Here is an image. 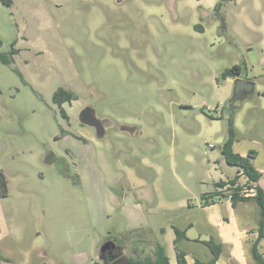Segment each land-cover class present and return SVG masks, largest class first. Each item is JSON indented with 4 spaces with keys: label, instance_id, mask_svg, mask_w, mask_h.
I'll return each instance as SVG.
<instances>
[{
    "label": "rangeland",
    "instance_id": "obj_1",
    "mask_svg": "<svg viewBox=\"0 0 264 264\" xmlns=\"http://www.w3.org/2000/svg\"><path fill=\"white\" fill-rule=\"evenodd\" d=\"M0 38L19 51L0 61V264H103L107 241L178 264L191 222L178 249L208 260L201 201L237 172L220 150L231 110L235 150L264 168V0H0ZM236 78L256 92L232 102ZM59 87L77 99L59 107Z\"/></svg>",
    "mask_w": 264,
    "mask_h": 264
},
{
    "label": "trees",
    "instance_id": "obj_2",
    "mask_svg": "<svg viewBox=\"0 0 264 264\" xmlns=\"http://www.w3.org/2000/svg\"><path fill=\"white\" fill-rule=\"evenodd\" d=\"M4 4L10 6L11 0H1ZM219 6V5H218ZM218 6H216L218 8ZM3 41L0 38V46H2ZM19 51L12 45L11 49L7 52H0V61L5 65H11L15 60V54ZM20 77L22 78L21 72L16 69ZM242 71V66L239 64L233 65L232 67L226 68L222 74V79L226 80L228 78H235ZM77 99L74 92L66 90L63 87H59L53 94V102L62 107L65 102H72ZM63 111V110H62ZM65 115V114H64ZM237 140V131L234 124V112L231 110L230 117L228 119V131L226 138L221 145V153L224 161L229 166L237 168V172L233 177L227 180H221L215 183V190L203 195L204 203L209 204L215 201L216 198L222 196L231 199L232 204L236 205L239 201H254L260 209V225L259 234L257 239L251 246V255L254 259V263L264 264V257L259 251V243L262 238H264V190L258 184L259 179L262 176L261 171H259L254 160L256 157V151L250 150L246 155H241L233 149V144ZM241 175L247 177L245 184H239V178ZM254 188L255 194L253 196H245L243 189ZM8 194V180L4 173L0 172V196L5 197ZM210 199V200H209ZM176 233V238L174 240L177 249V261L178 264H187L186 256L187 252L178 249V243L182 240H187V229H181L178 227L174 228ZM204 244L209 248L211 252V257L208 260H203L198 257L194 258L195 264H218L219 258L223 252L222 243L216 241L214 238L203 241ZM139 264H171L170 258L166 253L165 247L162 244H157L154 251V256L152 258H147L144 260H139Z\"/></svg>",
    "mask_w": 264,
    "mask_h": 264
},
{
    "label": "crops",
    "instance_id": "obj_3",
    "mask_svg": "<svg viewBox=\"0 0 264 264\" xmlns=\"http://www.w3.org/2000/svg\"><path fill=\"white\" fill-rule=\"evenodd\" d=\"M244 79L254 83V90L252 94L247 96L250 97L254 92H256V85L253 80L249 78ZM237 141L238 139L233 144V149L235 152L240 153L241 155H246L250 150H252L248 149L247 151L242 152L236 151L235 144ZM212 147H214V145ZM258 155L259 153L256 151L255 160L257 159ZM256 168L262 173L258 184L264 190V168H259L257 166ZM245 182V178L243 175H241L239 178V184L243 185ZM254 194L255 193H244L245 196H253ZM203 195L201 204L204 208V211H207V215L206 217L204 216L203 221V231L206 238H204L202 241L214 238L216 241L222 243V254L228 252L227 255L229 258V264H255L250 250L252 244L257 239L259 234L260 209L258 205L254 201H239L236 205H233L231 199L224 196L216 198L215 201H212L209 204H205ZM193 225L194 223L191 222L188 228L193 227ZM188 228H186L187 233ZM199 239L201 240L202 238ZM258 248L264 257V238L261 239ZM230 250L231 253L229 252ZM220 259L221 256L219 258L218 264H222ZM186 260L187 264H189V254H187Z\"/></svg>",
    "mask_w": 264,
    "mask_h": 264
},
{
    "label": "water",
    "instance_id": "obj_4",
    "mask_svg": "<svg viewBox=\"0 0 264 264\" xmlns=\"http://www.w3.org/2000/svg\"><path fill=\"white\" fill-rule=\"evenodd\" d=\"M122 1L124 0H117L118 3H121ZM244 90H246L247 92H253L254 83L246 79L236 78L234 94L239 95ZM79 117L82 123L94 127L99 137L105 135L106 127L103 123V120L96 115V111L92 106H86L84 109H82ZM115 247H117V245L113 241H107L101 247V255H103L104 253L106 255L112 253Z\"/></svg>",
    "mask_w": 264,
    "mask_h": 264
},
{
    "label": "flooded vegetation",
    "instance_id": "obj_5",
    "mask_svg": "<svg viewBox=\"0 0 264 264\" xmlns=\"http://www.w3.org/2000/svg\"><path fill=\"white\" fill-rule=\"evenodd\" d=\"M251 94L252 92H247L246 90H244L239 95L234 94L231 98V101L232 102L237 101V100H240V98L243 99ZM104 122L105 121H103V123ZM100 137H103V136H100ZM104 254L101 255L103 258V261H102L103 264H139V261H134L133 259H131V257L127 256L119 245L115 247L112 253L107 254V255L106 254L104 255Z\"/></svg>",
    "mask_w": 264,
    "mask_h": 264
},
{
    "label": "built area",
    "instance_id": "obj_6",
    "mask_svg": "<svg viewBox=\"0 0 264 264\" xmlns=\"http://www.w3.org/2000/svg\"><path fill=\"white\" fill-rule=\"evenodd\" d=\"M209 146L212 147L213 144H210ZM243 177L245 178V181H247V177L244 176V175H243ZM243 192L246 193V194L255 193V189H253V188H247L245 186V189H243ZM257 264H260V263H257Z\"/></svg>",
    "mask_w": 264,
    "mask_h": 264
}]
</instances>
